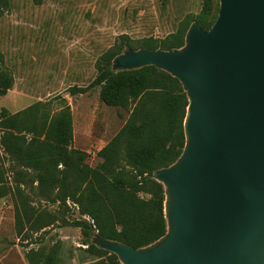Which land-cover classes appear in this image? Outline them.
Instances as JSON below:
<instances>
[{"label":"water","instance_id":"95a60500","mask_svg":"<svg viewBox=\"0 0 264 264\" xmlns=\"http://www.w3.org/2000/svg\"><path fill=\"white\" fill-rule=\"evenodd\" d=\"M207 30L192 21L171 50L125 47L110 71L152 66L186 98L183 146L150 178L165 231L134 249L92 233L118 264H264V0H217Z\"/></svg>","mask_w":264,"mask_h":264},{"label":"rangeland","instance_id":"374dc122","mask_svg":"<svg viewBox=\"0 0 264 264\" xmlns=\"http://www.w3.org/2000/svg\"><path fill=\"white\" fill-rule=\"evenodd\" d=\"M202 0H8L0 15V70L11 88L0 96V117L33 103L46 104L51 115L67 107L71 115L70 147L85 153L94 166L96 153L117 133L130 109L105 106L98 87L70 95L96 75L100 55L120 35L132 41L162 39L187 15L199 12ZM213 6L216 0H212ZM0 165L9 192L0 198V264H28V250L56 247V264L98 260L82 245L76 221L86 220L77 206L55 200V190L40 192L32 169L21 167L0 147ZM150 198L148 190L137 194ZM49 223V224H48ZM47 226L40 228V226ZM105 256H102L103 259Z\"/></svg>","mask_w":264,"mask_h":264},{"label":"trees","instance_id":"16d2710c","mask_svg":"<svg viewBox=\"0 0 264 264\" xmlns=\"http://www.w3.org/2000/svg\"><path fill=\"white\" fill-rule=\"evenodd\" d=\"M41 0H31L39 4ZM8 0H0V15ZM217 0H202L195 15H187L162 39L147 37L132 41L120 35L115 46L104 51L95 65L96 75L85 87L69 88L70 95L85 94L98 87L99 100L108 107L130 109L117 133L96 153L94 166L85 163V153L70 147L72 122L69 109L49 115L46 104L33 103L0 117V147L21 167L32 169L40 192L55 190V200L77 206L86 220L74 223L83 237L84 251L99 259L87 264H118L116 257L95 248L89 239L101 237L144 247L165 231L163 193L150 178L152 171L171 164L183 146L182 120L186 98L176 79L152 66L112 72L110 60L125 47L171 50L183 44L188 25L194 21L207 30L216 17ZM11 88L8 75L0 70V96ZM0 165V198L9 192ZM150 192V198L137 194ZM49 224V223H48ZM47 224L40 226V228ZM56 247L28 250V264H56ZM105 256V258H102Z\"/></svg>","mask_w":264,"mask_h":264},{"label":"crops","instance_id":"0c3cea01","mask_svg":"<svg viewBox=\"0 0 264 264\" xmlns=\"http://www.w3.org/2000/svg\"><path fill=\"white\" fill-rule=\"evenodd\" d=\"M71 142H73V137H72V140H71Z\"/></svg>","mask_w":264,"mask_h":264}]
</instances>
